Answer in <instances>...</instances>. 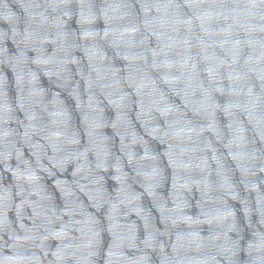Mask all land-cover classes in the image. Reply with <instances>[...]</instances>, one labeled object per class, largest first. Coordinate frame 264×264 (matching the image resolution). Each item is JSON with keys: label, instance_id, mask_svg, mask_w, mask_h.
Returning a JSON list of instances; mask_svg holds the SVG:
<instances>
[{"label": "water", "instance_id": "1", "mask_svg": "<svg viewBox=\"0 0 264 264\" xmlns=\"http://www.w3.org/2000/svg\"><path fill=\"white\" fill-rule=\"evenodd\" d=\"M9 2L21 18L20 27L23 29L29 23V13L37 11L32 8L25 11V8L32 3H43L44 0H9ZM47 2L55 4L56 0H47ZM66 2L77 9V14L67 19L64 30L70 37L78 34L79 44L91 40L92 37H85L80 31L79 6L84 2L92 7H99L106 0H66ZM112 2L131 5V23L138 28V31L132 34L129 45L121 46L114 43L111 38H102L98 41L97 56L91 62L88 49L73 46L71 41L62 45L57 53L54 34L58 26L55 12L49 8L45 12L44 20L49 27L40 30L39 38L33 42L32 49L26 55L33 61L37 58L48 60L55 55L66 57L71 61L64 66L63 71L67 80L63 84L54 74L55 69L38 71L34 87L38 90L41 103L46 110L36 109L35 122L41 126H50L56 119L50 113L58 108L65 110L68 113V127L79 133L80 145L77 147H80L87 142L84 134L87 109L78 106V101L81 105H85L89 94L94 95L99 101L98 122L101 126L98 129V139L102 140L109 149L110 166L98 173L101 192L108 198H114L122 184L126 183L128 195L139 197L135 205L139 211L133 210L132 205L119 207L110 220L107 204L98 210L87 195L74 187L79 178L78 161L73 160L62 166L53 167L48 159H42V165L52 173L49 175L48 172H38L39 187L42 195L46 197L42 203L51 210L48 214L52 216L51 230L48 238L43 241L44 251L40 253L43 257L42 264H76L74 259L58 260L57 258V254L62 249L64 252L70 251L64 246L70 242H77L80 236L81 225L75 221L83 217L76 212L75 205H79L86 216L91 217L95 222L93 228L98 232L92 249L96 255L91 257L89 264H108L109 251L113 249L117 237L124 232L134 237L135 246H122L118 251L126 262H131L140 255L138 249L143 247L142 242L150 232L165 231L168 217L177 218L182 215L193 220L201 218V191L191 183L181 187L186 181L177 175V169L168 165L167 158L164 159L166 179L154 185L150 192H146L142 178L136 175L133 166L121 151L120 136L127 129L126 151L131 152L134 158L143 156L145 149L154 155H163L167 145L149 135L148 129L153 125L164 127L167 117L161 115L159 111H152L151 124H149V117L142 111L146 107L143 96L145 92L155 88L157 93L162 95L161 107L171 105L183 109V95L176 90L182 85H170L164 79L165 76L173 78L181 72L194 75L206 86L210 79L220 83V88L211 93V100L216 105L211 119L215 121L216 128L221 133V140L217 143L211 132H206L205 135L212 138L213 147L223 165L224 175L235 191L236 198L232 199L223 191L215 190L218 180L215 172L216 164L210 160L209 183L214 189L211 194L223 199L225 206L235 212L237 228L244 227L243 232L229 233L230 238L236 240L242 237L241 244H246L252 239L246 225L250 222L260 228L259 221L264 216V171L260 170L264 161V144L256 136L246 114L242 110L228 106L234 99L231 88L251 86L255 93H259L261 81L258 76H264V30L249 28L247 20L233 14V9L243 6L248 0H112ZM84 26L98 31L101 36L105 28L103 19L94 18L85 21ZM8 27V22L0 18V31ZM4 47H8L10 53L15 51L10 41ZM92 64H100L111 70L115 79L120 81L121 94L125 95L126 99L114 104L96 88L89 92L88 77ZM32 67L37 66L33 64ZM210 68L214 70L215 75H210ZM91 74L95 76V73ZM0 75H6L9 81L12 79L11 70L4 66H0ZM235 77L239 79L233 80L232 78ZM141 82L145 87L138 95L137 85ZM58 84L61 86H57ZM73 88L76 89L75 96L71 94ZM9 95L12 101L15 91L11 88ZM259 107L260 111L264 112V98L261 99ZM184 111L186 118L197 128L204 127L209 121L206 114L194 115L190 111ZM236 120L244 128V136L248 141L247 151L249 153L256 151L255 160L241 161L233 159L229 154L228 145L231 140L229 125ZM17 121L26 123L24 113L18 108L14 110L13 120L9 121L8 127L17 129L22 134L23 129ZM133 134L137 139L136 143H132ZM34 141L44 143L39 137H35ZM18 147H21L22 159L34 165L32 150L19 144ZM44 150L49 157L53 155L51 148L45 146ZM207 156L211 157V153H207ZM117 159L121 165L119 171L116 167ZM87 162L89 166L95 165L94 153H88ZM17 166L18 161L15 157L7 161V168L4 162L0 161V194L5 189L11 190L12 199L7 211V219L11 226L16 228L22 222L25 226L31 227L33 209L30 204L38 197H31L28 204L17 209V205L22 203V197L15 194L16 181L13 171ZM245 168L249 171L245 172ZM201 175L200 170L193 169L189 178L195 180ZM245 207L249 210L247 219L244 216ZM214 230V226L207 223L193 224L191 228L186 223H180L176 228L169 230L166 250L171 251V245L175 242L178 232L195 231L201 238H207ZM260 230L264 231V228ZM0 238L7 240V236L2 232ZM145 251L149 257V264H161L159 249ZM3 253L10 254L7 249H4ZM218 264H224L222 258H218Z\"/></svg>", "mask_w": 264, "mask_h": 264}, {"label": "clouds", "instance_id": "2", "mask_svg": "<svg viewBox=\"0 0 264 264\" xmlns=\"http://www.w3.org/2000/svg\"><path fill=\"white\" fill-rule=\"evenodd\" d=\"M28 8L37 11L29 13V23L21 29V18L13 10L9 0H0V18L9 24L6 30L0 31V66H4L12 72L11 81L6 75H0V125H3L0 127V149H2L0 161L4 162L6 168L9 159L15 157L18 161L13 176L16 181L15 194L22 197V203L17 205V209L28 204L33 196L38 199L30 204L33 209L31 227L20 222L18 227L14 228L7 219V211L12 199L11 190L5 189L0 194V232L7 236V240L0 238V264H42L43 257L40 253L44 251L43 241L48 238L52 224V216L48 214L51 210L42 203L46 197L42 195L39 187L38 172H48L49 175L52 173L42 165V159H48L53 167L62 166L73 160L78 161L79 178L74 187L87 195L98 210L107 204L110 220L119 207L132 205L133 210L139 211L135 207L139 197L128 195L126 183L122 184L114 198H108L101 192L98 173L110 166L109 149L102 140L98 139V129L101 126L98 122L99 101L94 95L89 94L85 105H81L78 101V106L87 109L84 129L87 142L80 147H77L80 145L79 133L68 127V113L65 110L58 108L55 112L50 113L56 117L50 126H41L35 122L37 119L36 109L46 110V107L41 103L38 90L34 87L38 71H53L55 69L54 74L63 84L67 80L63 71L64 66L71 61L59 55L50 57L48 60L37 58L33 61L26 55L32 49L33 42L39 38L40 30L49 27L44 22L45 12L49 8L54 10L58 26V30L54 34L57 41V53L61 50L62 45L71 41L73 46L88 49L91 62L97 56L98 41L102 38H111L114 43L127 46L131 43L132 34L138 31V28L131 23V5L106 0L99 7H92L88 3L82 2L79 6L80 31L85 37H92L91 40H86L83 44H79L78 34L70 37L64 30L67 19H71L77 14V9L70 6L66 0H56L55 4H49L47 0H44L40 4H29L25 11ZM233 14L247 20L249 28L264 30V23H261L264 22V0H248L243 6L233 9ZM205 15H211V13H205ZM93 18L103 19L105 28L102 36L98 31L84 26L85 21ZM253 21L256 23H252ZM9 41L12 48H15V51L11 53L8 47H4L9 44ZM33 64L37 67L33 68ZM41 65L44 67L42 68ZM91 73H95V76L93 77ZM91 73L88 77L90 93L91 89L96 88L106 99H109L110 103L114 104L126 99V96L121 94L120 81L115 79L110 69L102 67L100 64H92ZM209 73L215 75L211 68ZM164 79L170 85H182L176 90L183 95V109L171 105L161 107L162 95L152 88L144 93L143 99L146 101V107L142 111L149 117V124H151L150 114L152 111H159L161 115L167 117L164 127L153 125L148 129L149 135L167 145L166 151L163 155H154L145 149L143 156L138 159L134 158L131 152L126 151L128 148L125 143L127 129L120 136L121 151L133 166L136 175L142 178L146 192H150L154 185L162 183L166 179L164 159L167 158L168 165L177 169V175L186 181V184L181 187L191 183L201 191V218L193 220L191 217L182 215L177 218L168 217L165 222V231L150 232L142 242L143 247L138 249L140 255L131 262H126L118 251L122 246H135L134 237L124 232L114 241L113 249L109 251L108 264H149L146 249H159L161 264H218V258H222L224 264H264V231L260 230V228H264V216L259 221L260 228L250 222L246 225L252 239L248 240L246 244H241L242 237L233 240L229 233L243 232L244 227L238 229L235 212L225 206L223 199L211 194L214 189L209 183V160L216 164L215 172L218 180L215 190L223 191L226 196L232 199L236 198L235 191L228 184L224 175L223 165L213 147L212 138L205 135L206 132H211L217 143L221 140V133L217 130L215 121L211 119L216 108L211 100V93L220 88L219 81L210 79L206 86L194 75L184 72L173 78L165 76ZM258 79L261 81L259 93H255L251 86L239 89L231 88L230 91L234 99L228 107L242 110L246 114L256 136L264 144V112H261L259 107L261 99L264 98V76H258ZM61 84L57 86H61ZM143 87L145 85L142 82L137 85L138 95ZM10 88L15 91L12 101L9 99ZM75 93L76 89L73 88L71 94L75 96ZM117 97L118 99H116ZM16 108L25 115L26 123L17 121L23 129L22 134L17 129L8 127L9 121L13 120V112ZM184 110L190 111L194 115L206 114L209 121L204 127L197 128L186 118ZM229 128L231 140L228 147L232 158L241 161L255 160L256 151L251 153L247 151L248 141L245 139L244 128L240 122L233 121ZM35 137H39L44 143H36ZM136 142L137 139L133 134L132 143ZM18 144L32 150V155L35 158L34 165L22 159L21 147H18ZM45 146L51 148L53 152L51 157L45 152ZM90 152L94 153L96 157L94 166H89L87 162ZM209 152L211 157L207 156ZM116 167L118 171L121 168L119 159L116 161ZM193 169L201 171L202 175L199 179L189 178ZM260 170L264 171V161H262ZM244 171L248 172L249 169L245 168ZM75 210L83 217L81 220L75 221L81 225L80 236L77 238V242H70L64 246L70 251L64 252L62 249L57 254V258L58 260L74 259L76 264H89L91 257L96 255L92 249L95 246V237L98 232L93 228L95 222L91 217L86 216L79 205H75ZM248 215L249 210L245 207V219ZM180 223H186L189 228L193 224L207 223L214 226L215 230L207 238H201L195 231L178 232L169 252L166 250V238L169 235V230L176 228ZM4 249H7L10 254L5 255Z\"/></svg>", "mask_w": 264, "mask_h": 264}]
</instances>
